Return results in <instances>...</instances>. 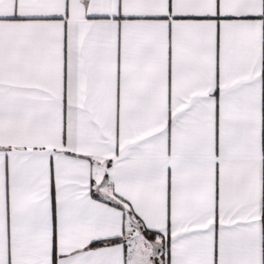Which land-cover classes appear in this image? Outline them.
Instances as JSON below:
<instances>
[{"label":"snow or ice","instance_id":"snow-or-ice-1","mask_svg":"<svg viewBox=\"0 0 264 264\" xmlns=\"http://www.w3.org/2000/svg\"><path fill=\"white\" fill-rule=\"evenodd\" d=\"M0 264H264V0H0Z\"/></svg>","mask_w":264,"mask_h":264}]
</instances>
